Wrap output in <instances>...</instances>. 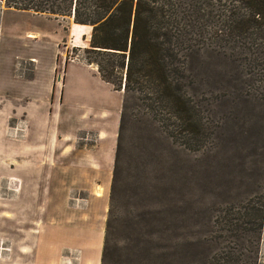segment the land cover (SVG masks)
<instances>
[{
  "label": "rangeland",
  "instance_id": "rangeland-1",
  "mask_svg": "<svg viewBox=\"0 0 264 264\" xmlns=\"http://www.w3.org/2000/svg\"><path fill=\"white\" fill-rule=\"evenodd\" d=\"M89 38L0 0V236L92 237L97 264H264V70L195 57L180 92L207 139H160L130 118L118 140L122 90L87 64ZM35 58L40 76L54 67L36 100ZM79 250L57 263L78 264Z\"/></svg>",
  "mask_w": 264,
  "mask_h": 264
},
{
  "label": "trees",
  "instance_id": "trees-1",
  "mask_svg": "<svg viewBox=\"0 0 264 264\" xmlns=\"http://www.w3.org/2000/svg\"><path fill=\"white\" fill-rule=\"evenodd\" d=\"M4 3L19 11L71 19L73 24L90 29L85 53L95 57H88L87 64H95L101 80L115 91L122 90L118 140L130 118L141 128L154 127L151 131H158L160 139L169 137L194 146L199 145L200 136L207 139L203 130L206 121L180 92L188 85L184 83L195 57L215 55L235 67L244 62L247 67L264 70V0ZM125 107L137 114L126 109L123 112ZM258 186L264 193V184ZM259 214V226L263 227L264 195ZM238 262L233 257L226 260V264Z\"/></svg>",
  "mask_w": 264,
  "mask_h": 264
},
{
  "label": "crops",
  "instance_id": "crops-1",
  "mask_svg": "<svg viewBox=\"0 0 264 264\" xmlns=\"http://www.w3.org/2000/svg\"><path fill=\"white\" fill-rule=\"evenodd\" d=\"M27 36L32 40L36 37L33 33H29ZM31 60L34 65L32 73L34 79L32 81L35 83L32 87L39 90V97H34L36 100L45 96L48 88L47 82H51L49 89L53 91L54 67L48 63L42 72V76H40L39 60L36 58ZM4 243H8L7 248L3 247ZM13 249L15 250V258L8 254ZM75 249H80L78 264H97L100 242L98 243L96 239L93 240L92 237H81L80 235L74 239L66 236L61 237V235L55 234V229L50 228L38 235L29 234L19 238L18 234L15 240L12 237L4 240L0 236V264H59L57 261H60L61 253L71 252ZM4 254L6 258H3L2 255Z\"/></svg>",
  "mask_w": 264,
  "mask_h": 264
}]
</instances>
